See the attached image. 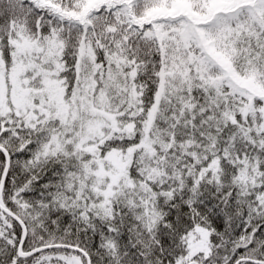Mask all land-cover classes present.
Instances as JSON below:
<instances>
[{"label": "snow or ice", "instance_id": "1", "mask_svg": "<svg viewBox=\"0 0 264 264\" xmlns=\"http://www.w3.org/2000/svg\"><path fill=\"white\" fill-rule=\"evenodd\" d=\"M0 264H264V0H0Z\"/></svg>", "mask_w": 264, "mask_h": 264}]
</instances>
